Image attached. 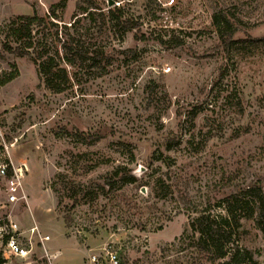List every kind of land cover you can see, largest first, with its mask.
<instances>
[{"label": "rangeland", "instance_id": "1", "mask_svg": "<svg viewBox=\"0 0 264 264\" xmlns=\"http://www.w3.org/2000/svg\"><path fill=\"white\" fill-rule=\"evenodd\" d=\"M168 1L0 0V79L17 72L0 86V124L28 167L17 214L49 236L51 264H88L105 248L120 264H218L190 222L222 216L232 231L226 199H264V0ZM116 3L132 31L108 20ZM219 11L235 28L229 52L212 24ZM34 14L44 22L33 52L61 58L73 23L90 52L78 67L61 62L62 93L44 87L31 56L4 50L22 45L10 22ZM244 213L224 244L264 264L263 235ZM41 254L32 264H48Z\"/></svg>", "mask_w": 264, "mask_h": 264}, {"label": "trees", "instance_id": "2", "mask_svg": "<svg viewBox=\"0 0 264 264\" xmlns=\"http://www.w3.org/2000/svg\"><path fill=\"white\" fill-rule=\"evenodd\" d=\"M55 6H52V8ZM52 15L53 10H51ZM88 15H90L88 13ZM108 20L113 22L121 21L125 25V31H132L133 25L129 24L125 18L124 11L119 7H112L108 10ZM44 22V19L37 16H18L10 22L11 41L15 43L22 42V45L10 46L9 42L4 43V50L14 53L19 57L31 56L33 63L37 66L38 76L42 80L44 87L52 93H62L70 86V77L65 67L61 66V62L71 67H78L81 63L90 59V52L87 48L77 39L76 34H73L76 30V25L73 23L70 27L72 32L63 34V38L60 40V47L62 50V57H55L47 50L41 52H33L32 43V31L34 27L40 26ZM212 24L215 27L218 39L220 41L223 51L229 52L235 41L232 39L235 28L230 21L226 12L219 11L212 15ZM58 35V34H56ZM162 40H160V43ZM17 72H12L3 79H0V86H4L13 79H15ZM202 146L196 148V152L200 151ZM158 181V184L161 182ZM230 203L231 209L229 214L235 220V226L233 230H227L230 227V222L224 217H212L211 215H202L195 218L190 222L191 230L198 235L196 241V248L209 257L210 261H218V264H245L251 261L250 252L246 249L236 245L234 248H227L224 244L229 243L232 235L235 234L238 227L237 216L233 213L243 210V218L246 220L253 219L257 229L261 232L264 238V199L258 197L257 200L252 203L240 202L238 198L226 199ZM224 202V199H223ZM224 207V206H223ZM234 210V212H233ZM67 224V219H65ZM0 264H5V261L0 255Z\"/></svg>", "mask_w": 264, "mask_h": 264}, {"label": "built area", "instance_id": "3", "mask_svg": "<svg viewBox=\"0 0 264 264\" xmlns=\"http://www.w3.org/2000/svg\"><path fill=\"white\" fill-rule=\"evenodd\" d=\"M174 0L166 2L172 6ZM117 7L118 3L115 4ZM14 142L6 138L0 124V255L6 261L19 260L32 264L35 249L41 251V258L51 264V257L45 244L49 236L42 235L37 224L32 221L23 227L17 211L28 208V197L24 183L28 172L26 163L13 160ZM88 264H120L116 251L103 249L102 254L91 253L87 256ZM6 264V263H5Z\"/></svg>", "mask_w": 264, "mask_h": 264}, {"label": "water", "instance_id": "4", "mask_svg": "<svg viewBox=\"0 0 264 264\" xmlns=\"http://www.w3.org/2000/svg\"><path fill=\"white\" fill-rule=\"evenodd\" d=\"M112 3H113V2H112V1H110V2H108V5H109V6H111V5H112Z\"/></svg>", "mask_w": 264, "mask_h": 264}]
</instances>
